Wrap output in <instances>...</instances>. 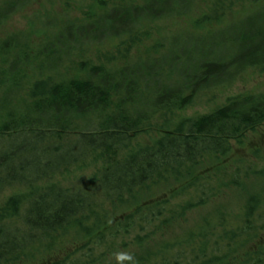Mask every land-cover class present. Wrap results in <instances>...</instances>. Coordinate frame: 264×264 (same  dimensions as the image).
<instances>
[{
  "label": "trees",
  "instance_id": "16d2710c",
  "mask_svg": "<svg viewBox=\"0 0 264 264\" xmlns=\"http://www.w3.org/2000/svg\"><path fill=\"white\" fill-rule=\"evenodd\" d=\"M195 1L91 0L59 31L35 20L29 43L0 46V195L29 190L0 205V264H116L121 250L137 264H264V148L234 158L235 145L264 130V94L167 118L214 101L249 69L264 73V0H213L194 30L251 12L178 53L157 41L127 64L156 23ZM25 2L0 7V24ZM156 115L164 121L152 124ZM154 128L157 139L131 147ZM92 155L102 164L91 189L36 187Z\"/></svg>",
  "mask_w": 264,
  "mask_h": 264
},
{
  "label": "rangeland",
  "instance_id": "374dc122",
  "mask_svg": "<svg viewBox=\"0 0 264 264\" xmlns=\"http://www.w3.org/2000/svg\"><path fill=\"white\" fill-rule=\"evenodd\" d=\"M8 1L10 0H0V7L5 6ZM90 1L91 0H26L25 5L13 13L5 22L0 24V46L4 41L11 37H17L23 43H29L27 38L31 32V25L35 20L36 23L40 20L50 22L53 25L52 31H59L62 28L61 22L66 21V17L69 19L81 18ZM212 2L213 0H196L190 13L187 15L164 19L156 23L155 36L150 41L145 42L142 46L137 48L127 64L133 65L140 59L145 60L148 49L157 41H160L165 45V50H163L162 53H178V51L184 47H190L193 46L194 43L211 38L217 32L223 31L229 25L235 23L239 19H243L251 12V9L245 11L236 10L229 15L226 22L221 26H216L202 32L194 30L193 22L206 11ZM56 20L58 22H56ZM33 41V45L30 49H35L38 46V44L35 43L36 39ZM124 65L125 64L111 66L110 69L112 71H118L124 67ZM26 92L27 91L22 92L15 101L16 105L19 107H22L27 99ZM213 93L216 95L214 101L194 108H189L188 110L174 111L172 114H169L167 118L173 119L174 122L186 118H198L211 113L215 109L223 107L233 98L245 94H264V73L259 72L257 69H249L241 74L230 85L227 87H220L213 91ZM162 120L164 121L162 115H156L152 119V124H157L162 122ZM83 123L84 122H78L77 126L80 128ZM155 130L156 128H154L153 133L151 134L140 135L138 138H135L131 147L137 149L153 142L159 137L158 132ZM253 148H264L263 129L249 134L244 146L238 147L235 145L234 151L237 156L234 158L239 156L247 157L248 152ZM125 154V152L120 153V157H123ZM101 162L102 161L97 159L96 156L92 155L81 164L72 166L68 171L58 174L53 179H46L38 183L36 187L46 188L52 184H59L64 188L83 189L85 187H90L91 189L90 179L101 169ZM28 191L27 186L14 185L9 187L0 195V205H2L9 197L26 193ZM196 217V213L190 215V221L194 220ZM63 252L65 253L66 251L63 250L59 252L58 256H63ZM50 259L55 258L50 256L45 260Z\"/></svg>",
  "mask_w": 264,
  "mask_h": 264
},
{
  "label": "clouds",
  "instance_id": "9594fccd",
  "mask_svg": "<svg viewBox=\"0 0 264 264\" xmlns=\"http://www.w3.org/2000/svg\"><path fill=\"white\" fill-rule=\"evenodd\" d=\"M116 264H137L136 256L131 251L121 250L113 253Z\"/></svg>",
  "mask_w": 264,
  "mask_h": 264
}]
</instances>
